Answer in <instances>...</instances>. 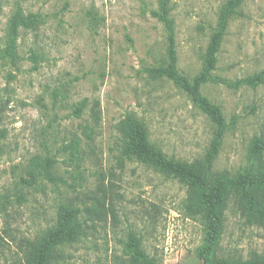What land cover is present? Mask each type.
Segmentation results:
<instances>
[{
  "label": "rangeland",
  "instance_id": "1",
  "mask_svg": "<svg viewBox=\"0 0 264 264\" xmlns=\"http://www.w3.org/2000/svg\"><path fill=\"white\" fill-rule=\"evenodd\" d=\"M227 0H172L178 69L193 78ZM157 0H0V264H26L32 244L55 226L61 206L80 209L86 235L54 264H124L130 234L159 264H202L205 230L189 216L187 187L125 154L119 126L130 114L169 157L204 160L215 126L167 78ZM37 19L21 26V19ZM13 22L16 55L7 52ZM264 71V0H246L230 23L214 76L237 82ZM203 96L229 128L214 163L231 177L264 163V84L208 82ZM54 164L48 167L47 161ZM263 165V164H262ZM264 256V226L232 197L216 253Z\"/></svg>",
  "mask_w": 264,
  "mask_h": 264
},
{
  "label": "trees",
  "instance_id": "2",
  "mask_svg": "<svg viewBox=\"0 0 264 264\" xmlns=\"http://www.w3.org/2000/svg\"><path fill=\"white\" fill-rule=\"evenodd\" d=\"M245 1L227 0L222 5L205 52L202 69L193 78L178 69L176 21L173 16L172 0H157V10L153 12V16L163 24L166 31L167 60L163 65L149 70V74L155 78H167L172 81L214 124L215 133L204 160L189 163L169 157L150 141L144 123L132 114L128 115L119 126V131L125 139L124 151L127 156L166 176L178 179L187 187L186 212L189 216L201 217L204 222V242L197 252L202 264H264V256H254L250 260L242 261L220 259L216 255L222 239L225 211L232 197L238 201L245 215L264 226V163L252 165L235 177L213 171L229 125L221 107L201 93L202 87L208 82L223 83L229 87L241 85L257 87L264 84V71L237 82L214 76L218 54L230 23L239 15ZM29 21L26 24L21 19L19 23L21 26L37 24V19L34 17ZM19 27L18 23L13 22L7 40V52L12 57L16 55ZM263 151L262 140L255 141L250 151V159L253 162L262 160ZM47 164L51 168L54 161L49 159ZM80 214L81 211L77 207L61 206L55 226L32 244L26 264H54L61 247L76 243L84 237L86 227L80 219ZM123 252L126 257L124 264H159L143 250L141 238L134 234H130Z\"/></svg>",
  "mask_w": 264,
  "mask_h": 264
}]
</instances>
